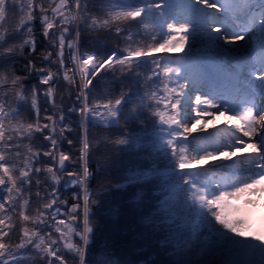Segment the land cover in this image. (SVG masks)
Returning <instances> with one entry per match:
<instances>
[{"label":"trees","instance_id":"16d2710c","mask_svg":"<svg viewBox=\"0 0 264 264\" xmlns=\"http://www.w3.org/2000/svg\"><path fill=\"white\" fill-rule=\"evenodd\" d=\"M62 1L73 4L0 0V254L15 248L18 264H29L21 257L34 254L32 245L40 242L41 248L57 245L65 264H81L87 224L83 264L127 261L132 247L149 238L141 213L127 203L136 189L150 200L167 187L188 200V172L173 138L178 133L166 120L179 109L185 80L177 65L190 61L166 53L174 0H83L78 25L57 10ZM112 51L116 59L107 58ZM74 55L94 59L87 77ZM117 100L116 121H97L98 108ZM129 168L145 182L114 191ZM84 190L91 192L87 200ZM93 200L119 206L118 223L102 224L106 209ZM141 204L145 213L153 206ZM31 264H41L39 256Z\"/></svg>","mask_w":264,"mask_h":264},{"label":"rangeland","instance_id":"374dc122","mask_svg":"<svg viewBox=\"0 0 264 264\" xmlns=\"http://www.w3.org/2000/svg\"><path fill=\"white\" fill-rule=\"evenodd\" d=\"M72 2H60L57 10L65 15L64 19L75 18L78 25L84 2ZM171 6L175 9L165 26L164 42L169 46L166 53L173 58L189 60L204 76L202 81H194L186 70V63L177 65L185 80L179 84V109L166 120L177 130L178 134L173 137L180 143L176 154L183 172H188V180H184L187 202L203 206L209 215L219 217L228 225L229 230L235 228L243 236L260 241L264 239V186L259 185L264 173H256L264 168V164L258 166L257 161L259 155L264 157V102L262 110L256 114L263 113V136L256 138L260 149L245 135L247 122L244 115L236 113L232 116L233 122L231 114L240 110L237 100L242 97L240 100L243 101L245 94L252 97L254 104L260 103L264 97V69L256 65L250 55H241L243 45L235 42L246 33L240 32L245 22H238L237 14L248 18L255 12L259 25V12L264 2L250 0L246 11L238 12L227 21L218 16L206 0H174ZM253 31L255 29L248 32ZM216 32L219 36L215 35ZM247 43L245 40L244 44ZM74 62L78 72L86 77L95 68L92 57L80 60L74 55ZM213 63L225 73L223 91L216 74L210 69ZM240 90L242 94L238 95ZM119 105L116 102L98 108L100 112L94 114L96 120L104 124L115 122ZM167 138L168 134H165L162 142L165 143ZM254 166L259 169L252 170ZM224 184L232 186L222 187ZM249 184L250 187L253 185L251 192H242V188ZM76 210V207L72 209L73 212Z\"/></svg>","mask_w":264,"mask_h":264},{"label":"snow or ice","instance_id":"6c2138e0","mask_svg":"<svg viewBox=\"0 0 264 264\" xmlns=\"http://www.w3.org/2000/svg\"><path fill=\"white\" fill-rule=\"evenodd\" d=\"M214 8L219 9L218 16H223L225 21L236 16L238 12H244L249 8L250 0H206ZM264 2V0H262ZM163 8L164 5L160 4ZM174 11V9H170ZM256 13H252L254 19ZM259 15L261 23L256 25L255 31L246 32L237 41L243 45L241 55H250L256 65L264 69V7L261 8ZM219 36V32H216ZM247 40L248 43L244 44ZM27 46V45H26ZM229 47V45H225ZM119 56V53L112 51L108 59ZM212 72L216 74L220 83V90L223 91L224 75L223 69L218 64L210 66ZM186 70L194 81H202L204 76L199 69L186 62ZM41 75H43L41 73ZM122 102L117 100V105ZM119 145L121 141L116 140ZM264 164V157L261 158ZM101 170L98 162L97 171ZM264 173V168L256 174ZM91 178V174H87ZM254 178V177H253ZM145 181L140 176L139 170L129 168L123 176L121 184L113 189L114 191H125L128 188H136L137 185ZM232 185L224 184L222 187ZM83 190V189H82ZM91 192L84 190V199L87 200ZM152 203V208L145 213L141 204ZM93 204L98 201L93 200ZM127 203L132 204L138 213L139 222L142 227L147 229V243L135 245L131 249L132 258L127 261L109 258L106 264H264V239L260 241L249 239L243 236L237 229L229 230V226L223 224L219 217H213L204 210L203 206L189 204L186 200H181L174 196L167 187L162 191L152 194L151 199H146L141 188H137L135 194L129 198ZM76 207L75 204L72 205ZM106 211L101 215L102 224L114 225L119 221V206L113 208L111 204H98ZM86 215H91V211L85 206ZM84 245L79 249L80 261L83 264L84 252L90 242L91 231L87 224L84 229ZM77 235H80L77 233ZM121 236L126 235L121 231ZM23 247V244L16 246ZM66 248L76 251L75 245L68 244ZM34 254L21 257V260L31 261L39 256L41 264H65L63 251L55 244L41 248L40 242L32 245ZM15 248L5 249L0 254V264H18L13 256ZM8 257L5 259L4 257Z\"/></svg>","mask_w":264,"mask_h":264},{"label":"bare ground","instance_id":"6f19581e","mask_svg":"<svg viewBox=\"0 0 264 264\" xmlns=\"http://www.w3.org/2000/svg\"><path fill=\"white\" fill-rule=\"evenodd\" d=\"M214 10H216L217 12L219 11V9H217V8H214ZM255 110H256V108L245 107V105H244L239 110V113L245 114L244 117H245V120L247 122V125L245 127V133H246L245 135H246L247 139L252 140V145H254L258 149H260L261 148L260 143L258 144V142L256 141V138H260V136L261 137L263 136V126H262V123H263L262 115H263V113H261L259 116H257L255 114ZM235 115H236V113L231 114V119L233 122H235V119H233L232 116H235ZM250 186H251V184H249V186H244L242 188V192L243 191L244 192H251L253 185H252V187H250ZM259 186H264V177L261 178V185H259Z\"/></svg>","mask_w":264,"mask_h":264}]
</instances>
